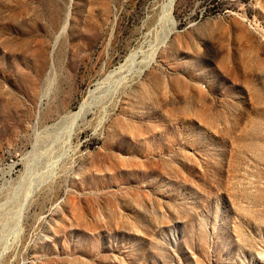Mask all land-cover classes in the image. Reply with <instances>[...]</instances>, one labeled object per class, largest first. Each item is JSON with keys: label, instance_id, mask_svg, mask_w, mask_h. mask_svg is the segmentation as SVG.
<instances>
[{"label": "rangeland", "instance_id": "obj_1", "mask_svg": "<svg viewBox=\"0 0 264 264\" xmlns=\"http://www.w3.org/2000/svg\"><path fill=\"white\" fill-rule=\"evenodd\" d=\"M0 264H264V0H0Z\"/></svg>", "mask_w": 264, "mask_h": 264}, {"label": "bare ground", "instance_id": "obj_2", "mask_svg": "<svg viewBox=\"0 0 264 264\" xmlns=\"http://www.w3.org/2000/svg\"><path fill=\"white\" fill-rule=\"evenodd\" d=\"M169 3H170V2H169ZM171 3H172V0H171ZM169 6H170V5H169ZM170 9H171V8H170ZM169 12H170V11H169ZM163 17H164V16H163ZM160 19H162V18H160ZM164 19H165V18H164ZM49 20H50V18H49ZM170 20H171V19H170ZM65 22H66V21H65ZM171 22H172V21H171ZM63 24H64V23H63ZM65 25H66V24H65ZM171 25H172V23H171ZM173 26H174V25H173ZM168 27H169V26H168ZM163 28H164V27H163ZM163 28H162V29H163ZM52 30H53V29H52ZM166 30H167V29H166ZM166 30H165V31H166ZM162 32H163V31H162ZM169 32H170V30H169ZM162 34H163V33H162ZM156 38H157V37H156ZM161 41H162V40H161ZM151 44H153V43H151ZM151 44H150V45H151ZM154 47H155V46H153V48H154ZM141 48H142V47H141ZM138 49H139V48H138ZM151 49H152V48H151ZM132 51H133V50H132ZM150 51H151V50H150ZM148 52H149V51H148ZM140 53H141V52H140ZM149 53H150V52H149ZM153 53H154V52H153ZM133 54H134V53H132V55H133ZM154 54H155V53H154ZM142 56H143V55H142ZM152 56H153V54H152ZM152 56H151V57H152ZM50 57H51V56H50ZM127 57H128V56H127ZM130 57H131V55L129 54V57H128V58H130ZM132 58H133V57H132ZM141 58H142V57H141ZM144 59H146V58H144ZM126 60H127V59H126ZM126 60H125V62H126ZM129 60H130V59H129ZM151 60H152V59H151ZM131 61H132V60H131ZM134 61H135V60H134ZM139 61H140V60H139ZM132 62H133V61H132ZM137 62H138V61H137ZM121 65H122V64H121ZM143 66H144V65H143ZM126 67H127V66H126ZM120 68H122V67H120ZM116 69H117V68H116ZM118 69H119V68H118ZM136 69H137V68H136ZM143 69H144V68H143ZM137 70H138V69H137ZM140 70H141V69H139V71H140ZM141 71H142V70H141ZM137 73H139V72H137ZM137 73H136V74H137ZM122 75H123V74H122ZM139 75H140V73H139ZM139 75H138V76H139ZM122 77L124 78V76H122ZM123 78H121V80H120V81H122V82H121L122 84H124V83H123V80H125V79H123ZM122 79H123V80H122ZM126 79H127V78H126ZM113 80H114V79H113ZM114 81H115V80H114ZM117 81H118V80H117ZM102 82H103V81H102ZM115 82H116V81H115ZM118 83H119V81H118ZM121 83H120V84H121ZM111 84H112V83H111ZM122 84H121V85H122ZM124 85H125V84H124ZM107 86H108V85H107ZM119 86H120V85H119ZM115 87H116V86H115ZM115 87H114V88H115ZM106 88H107V87H106ZM116 88H117V87H116ZM118 88H119V87H118ZM88 90H89V89H88ZM93 90H95V89H93ZM113 91H114V90L112 89L111 93H112ZM117 92H118V91H117ZM113 93H114V92H113ZM40 94H41V93H40ZM98 94H100V93H98ZM115 94H116V93H115ZM43 96H44V95H43ZM45 96H46V95H45ZM39 97H40V96H39ZM85 97H86V96H85ZM112 97H113V96H112ZM40 98H41V97H40ZM88 98H89V96H88ZM91 98H92V97H91ZM110 98H111V97H110ZM100 99H101V98H100ZM95 100H96V99H95ZM95 100H94V101H95ZM96 102H97V101H96ZM79 106H80V105H79ZM79 106H78V108H80ZM81 107H82V106H81ZM102 107H104V106H102ZM78 108H77V109H78ZM83 108H84V107H83ZM86 108H87V106H85L84 110H85ZM57 109H58V108H57ZM64 109H65V108H64ZM81 109H82V108H81ZM87 110H88V109H87ZM87 110H86V111H87ZM64 111H65V110H64ZM71 111L73 112V110H71ZM77 111H78V110H76V112H77ZM74 112H75V111H74ZM81 112H82V110H81ZM83 112H85V111H83ZM64 113H67V111L64 112ZM69 113H70L69 115L72 114L71 112H69ZM102 113H103V112H102ZM73 114H74V113H73ZM73 114H72V116H73ZM69 115H68V116H69ZM75 115H76V114H75ZM75 115H74V116H75ZM81 115H82V114H81ZM48 117H49V116H48ZM75 117H76V116H75ZM75 117H73V118H75ZM77 117H78V116H77ZM77 117H76L75 119H77ZM102 117H103V116H102ZM101 121H102V120H101ZM99 123H100V122H99ZM65 131H66V130H65ZM61 132H62V131H61ZM50 174H51V173H50ZM28 192H29V191H28ZM30 193H31V192H30ZM28 195H29V194H28ZM28 195H27V196H28ZM26 198H27V197H26ZM20 206H21V205H20ZM19 213H20V212H19ZM19 219H20V218H19ZM5 220H6V219H5ZM17 221H18V220H17ZM17 223H18V222H17ZM15 225H16V224H15ZM11 229H12V228H11ZM13 232H14V231H13ZM12 241H13V240H12ZM7 243H8V242H7Z\"/></svg>", "mask_w": 264, "mask_h": 264}]
</instances>
